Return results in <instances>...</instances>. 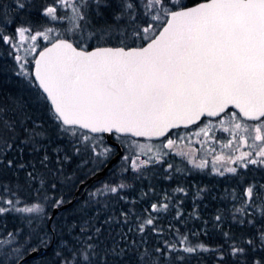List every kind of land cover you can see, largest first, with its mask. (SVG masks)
<instances>
[{"label": "snow or ice", "instance_id": "snow-or-ice-1", "mask_svg": "<svg viewBox=\"0 0 264 264\" xmlns=\"http://www.w3.org/2000/svg\"><path fill=\"white\" fill-rule=\"evenodd\" d=\"M13 3L17 16L34 7L32 0H13ZM63 8H71L75 14L76 20L67 30L74 39L70 42L69 38L57 37L51 47L40 52L34 77L38 80L35 86L42 92L31 97L37 103L49 102L48 110L53 113L51 129L21 128L18 120L8 117L9 111L14 114L24 111L27 102L23 98L13 99L11 109L0 105V167H30L25 182H37L41 188H57L55 182L48 183L47 175L38 174L35 163L29 165L8 158L11 151L18 149L21 161L25 150L39 155L40 168L52 175L63 174V165L73 156L87 154L88 159L77 167L83 168L92 162L96 166L90 169V174L94 175L101 165L106 166L110 157L121 155L118 149L123 142L116 144L112 135L162 136L169 128L191 123L202 115L217 116L228 105H234L249 119L264 117V0H204L192 8L172 0H73V3L50 0L42 6L40 14L62 22L71 18L61 11ZM9 23L14 24L15 17L10 21L0 14V27ZM26 23L21 21V26L15 29L21 41L31 31L24 27ZM158 28L162 31L156 32ZM51 31L49 28L48 32ZM38 36L44 40L49 38L46 33L37 32L31 39L35 41ZM14 38L0 33L4 44ZM101 41L102 44L97 43ZM113 41L117 42L116 46H109ZM92 44L96 46L89 50ZM234 127L238 130L241 125L237 123ZM78 129L112 134L109 145L98 151L104 143L103 137L78 133ZM255 132V140L264 141L261 128L257 127ZM41 133L49 142L73 136L72 155L61 156L59 147L54 150L56 163L60 165L55 172L49 169L51 158L43 149ZM171 144L169 140L168 146ZM250 155L244 153L239 159ZM257 155L262 159H249L244 167L264 165V147ZM122 159L128 161L130 157ZM131 165L137 166L135 160ZM226 171L235 173L237 169ZM65 180L70 187L77 186L71 176ZM78 183L79 191L85 187V179ZM255 187L250 185L245 190V204L237 209L242 216L251 215L250 207L264 216V204H257L261 197ZM18 191L0 183V216L5 213L43 215L38 202L17 207L25 203L17 195ZM104 191L116 193L117 187L105 185L103 191L89 192L79 212L84 213L87 206L96 202L97 193L103 195ZM79 203L63 193L52 198L57 212ZM152 208L155 211L156 205ZM27 219L31 221L33 217ZM220 219L216 217L217 221ZM238 222L252 223L244 219ZM86 224L87 221L79 225L80 233L87 231ZM145 224L152 225L153 218H146L137 231H145ZM95 231L99 234L100 228ZM19 236V230L8 232L6 237L0 234V264H21L26 254H36L49 244L47 235L39 236L35 231L28 234L23 244L18 243ZM224 236L233 239L228 233ZM33 237L37 238L36 245L31 243ZM121 240L126 237L121 236ZM197 248L207 251L202 244L184 247L182 251L195 253ZM228 256L234 264H264V228L252 232L248 239L233 240ZM60 259L61 264H181L185 258L175 245L149 248L143 241L139 245L132 241L130 246L117 243L105 247L103 253L91 242L80 243L79 247L74 244ZM219 259L220 264H226L223 256Z\"/></svg>", "mask_w": 264, "mask_h": 264}, {"label": "trees", "instance_id": "trees-1", "mask_svg": "<svg viewBox=\"0 0 264 264\" xmlns=\"http://www.w3.org/2000/svg\"><path fill=\"white\" fill-rule=\"evenodd\" d=\"M200 1L203 0H183L182 3L188 6ZM48 2L50 0H32L34 7L17 16L18 10L15 8L13 0H0V14L10 21L15 17L14 24L9 23L6 27H0V33L10 38L15 37L10 39L8 44L0 41V105L11 109L13 99L23 98L27 102L24 111L15 114L9 111L8 117L18 120L21 128L27 126L30 130L34 126L51 129L53 113L48 110L50 106L46 101L37 103L31 99L33 94L40 92L35 86L32 76L33 63L28 65V70H31V73L27 80L23 79V75H17L15 71L17 66L13 44L18 34L15 29L21 26V21H28L24 27L30 28V33L44 32L49 28L57 27L59 38H69L70 41L74 39L67 31L72 27V24L69 27L72 16L68 8L61 11L71 18L62 22L51 21L40 14L42 6ZM97 43L102 44L103 42ZM116 43L113 41V44L109 46H116ZM95 46L96 44H92L88 47ZM137 46H139V42ZM43 137L44 134L41 133L43 149L47 150L51 158L49 169L51 172H55V169L60 165L56 163L57 152L54 150L59 147L61 156L64 153L70 155L67 143L72 138L67 136L65 139H53L49 142ZM17 144L19 145V141ZM19 147L22 148L23 145H19ZM18 151L17 149L9 152L8 158L29 165L35 163L39 170L38 174L47 175L48 183L55 182L57 185V188L53 190L47 187L41 188L37 182H25L26 171L30 170V167L28 169L0 167V183L8 184L14 191L19 189L17 195L25 202L17 207H23L25 204L31 206L34 202H38L43 213V215L39 213H5L0 216V234L6 237L8 232L19 230V244H23L25 238L32 231L38 233L39 236L47 235L49 239L48 246L41 247L34 258L27 259L21 264H61L60 256H66L74 244L79 247L80 243L91 242L97 246V251L103 253L105 247H111L117 243L130 246L132 241H136L137 245L143 241L149 248L175 245L177 252L185 258L181 264H220L221 256L226 264H234V260L228 256L233 240L239 242L242 239H248L252 232L264 228V216L254 207L248 209L251 215L242 216L237 211L245 204L247 199L245 193L240 195L218 193L211 189L208 169H193L170 156L153 161L140 170L127 167L122 172H116L115 167L119 163V159L102 177L87 183L75 195L79 185L78 181L81 179L86 181L93 174H90V171L85 173L84 167L78 168L80 162L74 156L70 162L63 165V174L52 175L40 168L39 155L25 150L22 153L21 161ZM103 167L104 165H101L98 171ZM254 173L255 171L250 172L247 177L254 178ZM66 176H71L77 186L70 187V184L65 180ZM256 182L258 183V179ZM105 185L117 187V192L104 191L103 195L97 193L96 202L87 206L84 213H80L79 209L83 201L87 199L88 193L96 192L98 189L103 191ZM120 185H124V187L120 188ZM179 189H183V191H179ZM61 193L80 203L69 206L66 210L58 211L49 228L47 217L51 215L54 208L52 198ZM260 197L257 204H264V195H260ZM153 205H156L155 211H153ZM217 216L221 218L219 221L216 220ZM27 217H33V219L29 221ZM146 218H153V224H145L143 232L137 231L138 225L143 223ZM240 219L252 223L241 225L238 222ZM117 220L119 223H116ZM86 221L87 231L80 233L79 225ZM96 228H100L99 234L96 233ZM224 233H228V236L233 239L226 238ZM89 236L92 237L91 241L88 240ZM121 236H125L126 240H121ZM185 237L187 239H184ZM31 243L36 245L37 238L33 237ZM200 244L207 251L201 248H197L195 253L182 251L184 247ZM5 247L9 246L5 245Z\"/></svg>", "mask_w": 264, "mask_h": 264}, {"label": "rangeland", "instance_id": "rangeland-1", "mask_svg": "<svg viewBox=\"0 0 264 264\" xmlns=\"http://www.w3.org/2000/svg\"><path fill=\"white\" fill-rule=\"evenodd\" d=\"M178 2L182 3L183 0H172V3ZM69 3H73V0H69ZM68 9L70 10V14L72 16V22L69 23V27H71V24H73L76 20V17L75 14L72 13L71 8ZM51 29V32H43L48 35V40H44L43 36H38L37 40L33 41L31 36L36 33L27 32L26 36L28 38L21 41L17 34V38L13 44V50L15 52V58L20 57L21 59L19 61L16 59L17 67L15 71L20 75H23V79H29L31 70H28V65H30L31 62L34 63L37 53L44 46L58 37L59 29L57 27H53ZM158 30L159 28L155 31L157 32ZM237 123L241 125V128L238 130L234 127ZM257 127L261 128V134L264 135V118L260 122L250 125L240 121L236 117L232 118L230 114H227L215 124L209 120H205L195 128L172 132L160 141L132 139L129 137L114 135L113 139L116 142L119 144L123 142V146L121 147L123 152L115 170L116 172H122L127 167L140 170L153 161H159L172 155L177 159H183L184 162H186L189 167L193 169L206 168L205 166H207L210 159L211 162L216 161L218 168L215 170V173H217V176L219 177L222 173H231L226 171L228 168L237 169L238 166H244L245 163L241 161L242 159H239V157H241L244 153L252 154L254 151V155L256 156H254V159L257 161L262 159L257 155V153L262 147H264V141L255 140V129ZM77 131L78 133H82L79 130ZM88 135L93 136L90 134ZM68 136L72 138V141L73 136ZM169 140L172 141L171 146H168ZM69 144L70 142L67 143L68 151L70 152V155H72V147L71 144L69 147ZM108 145L109 144L107 143H103V145H101V149H98V151ZM210 149L213 153H209ZM123 156H129L130 159L128 161H124L122 159ZM74 157L77 161L79 160L80 163L82 160L88 159L87 154ZM217 157H222V159L218 160ZM248 157L249 156L245 158ZM132 160H135L137 165L136 167L131 165ZM202 164L204 165L203 167L200 166ZM95 166L96 165L92 162L85 165V173H88L90 169ZM37 184L41 187L39 183Z\"/></svg>", "mask_w": 264, "mask_h": 264}, {"label": "flooded vegetation", "instance_id": "flooded-vegetation-1", "mask_svg": "<svg viewBox=\"0 0 264 264\" xmlns=\"http://www.w3.org/2000/svg\"><path fill=\"white\" fill-rule=\"evenodd\" d=\"M227 114H230L232 118L236 117L240 121H242V122H244L246 124H250V125L251 124H255L257 122H260L264 118V117H262V118H260L259 120H256V121H247V120L243 119L233 109H228L227 111H225L219 117H216V118H213V119L203 118L200 122H198L195 125H192V126H189V127H181V128L174 129L171 132H169L166 136H168L172 132H178V131H181V130H188V129H191V128H195V127L199 126V124L202 123L205 120H209V121H211L212 123L215 124L218 120L222 119ZM122 152H123V150H122ZM209 153H213V151L210 149ZM254 156L255 155H254V151H253L252 154L248 158L242 159L241 161L243 163H246L247 160L254 159L256 157V156L255 157ZM170 157L172 159H176L177 161L179 160L180 162H182V163L186 164L187 166H189L186 162H184L183 159H177V158H175L172 155ZM207 166H205L206 168H203V170H205V169L209 170L210 186H211L212 190L217 191L218 193H221V194H227V195L239 194L240 195V194L245 193V190H246L247 187H249L250 185H255L256 186L255 187V191L259 192L260 195H264V188L260 187V185H264V165H261V164H257V165L248 164L247 167L238 166L237 165L238 168H237V171L235 173H222V175L219 176V177L217 176V173H215V170L218 168V164H217L216 161H214V162L212 161L211 162V159H210L209 163H207ZM200 170H202V169H200ZM254 171H255V173L253 174L254 178L249 179L247 177L248 174L250 172H254ZM256 172L258 173L257 175H256ZM257 179H258V183L256 182Z\"/></svg>", "mask_w": 264, "mask_h": 264}, {"label": "water", "instance_id": "water-1", "mask_svg": "<svg viewBox=\"0 0 264 264\" xmlns=\"http://www.w3.org/2000/svg\"><path fill=\"white\" fill-rule=\"evenodd\" d=\"M202 2H204V0H203V1H200V2H198V3L192 4V5H188L187 8L197 7V6H199V4L202 3ZM181 10H183V9H181ZM158 31H162V28H160ZM158 31H157V32H158ZM55 41H56V39H55L54 41L48 43L46 46H44V47H43V48L37 53V55H36V57H35V60H34V63H33V69H32V76H33V79H34V82H35L36 85L38 84V80H36L35 77H34V73H35V61L39 58V54H40V52L44 51V50H45L46 48H48V47H51L52 43H54ZM70 42H71V41H70ZM93 48H94V47H93ZM90 49H91V48H89V50H90ZM39 91L42 92L41 89H39ZM45 95H46V94H45ZM46 102H47V101H46ZM47 103H48V105L50 106L49 102H47ZM230 108L233 109L235 112H237V113H238L243 119H245V120H247V121H256V120H259L260 118H262V117H260V118H258V119H249V118L243 116L242 114H240L239 109H237L234 105H228V106L226 107L225 111H227V110L230 109ZM225 111H224V112H225ZM224 112H221V113H220L219 115H217V116H208V115L205 114V115H202L199 119H197V120H195V121H193V122H191V123H187V124L181 123V124H179V126H177V127L169 128V129L165 132V134L162 135V136H152V137L140 136V137H137V136H131L130 134L127 135V136H121V134H115V135H116V136H121V137H130V138H132V139L143 138V139H145V140H149V141H160V140H162V139H163V138H164V137H165L170 131H172V130H174V129L181 128V127H189V126L195 125V124H197L198 122H200L203 118L213 119V118L219 117V116L222 115ZM80 130L85 131V132H87V133H89V134H91V135H103V136H104V140H105V142H106L107 144H109V139H108L109 136L112 135V134H108V133H97V134H93V133L88 132L87 129H80ZM112 136H113V135H112ZM112 140H113V139H112ZM113 141H115V140H113ZM115 143H116V144H119V143L116 142V141H115ZM118 151H119V152L121 153V155H122V149L119 148ZM121 155H120V156H121ZM120 156H113L112 158H110V160L107 162L106 166H104L102 170L98 171L95 175L91 176L90 178H88V179L85 181V185H86L87 183H91V182H93V180H95V179H98V178L102 177V176L106 173V171H107V170H108L113 164H115V162L120 158ZM78 188H79V186H78ZM78 192H79V191H78V189H77L76 192H75V195H77ZM61 210H62V209H61ZM56 213H57V210H56V208L54 207V208L52 209L51 215L49 216V217H51V219H48V227H49V228L51 227V222H52V220H53V217L56 215ZM36 255H37V253H36V254H27V255H25V257L23 258V260H22L21 262L26 261L27 259L34 258Z\"/></svg>", "mask_w": 264, "mask_h": 264}]
</instances>
